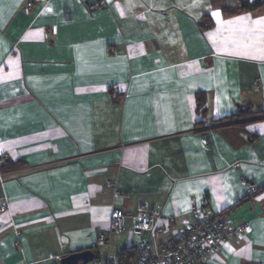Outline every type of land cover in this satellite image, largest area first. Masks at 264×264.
I'll use <instances>...</instances> for the list:
<instances>
[{"label": "crops", "instance_id": "0c3cea01", "mask_svg": "<svg viewBox=\"0 0 264 264\" xmlns=\"http://www.w3.org/2000/svg\"><path fill=\"white\" fill-rule=\"evenodd\" d=\"M3 154L0 264L92 251L139 204L117 258L231 210L211 263H264V0H0Z\"/></svg>", "mask_w": 264, "mask_h": 264}, {"label": "built area", "instance_id": "2783aa9c", "mask_svg": "<svg viewBox=\"0 0 264 264\" xmlns=\"http://www.w3.org/2000/svg\"><path fill=\"white\" fill-rule=\"evenodd\" d=\"M6 159L5 154L1 155L0 163ZM2 176L3 173L0 170V180ZM248 188L249 198L257 196L262 190L252 183L248 185ZM0 211L3 212L4 207H0ZM231 213V210H227L222 215L203 217L188 228L173 232L171 238L160 245L140 244L135 249V256L122 262L115 261L109 256V237L125 232L127 218H130L133 223L134 236H141L151 231L157 212L154 207H148L145 204H139L132 215H125L112 209L108 221V233L101 234L92 247V251L104 248L107 254L104 257L94 255V259L87 264H212L211 258L214 254L218 253L232 238L247 231L246 226L229 227L225 216ZM152 238L157 239L158 233L154 232Z\"/></svg>", "mask_w": 264, "mask_h": 264}, {"label": "water", "instance_id": "95a60500", "mask_svg": "<svg viewBox=\"0 0 264 264\" xmlns=\"http://www.w3.org/2000/svg\"><path fill=\"white\" fill-rule=\"evenodd\" d=\"M258 2L260 0H257ZM94 259V253L91 250H85L69 254L60 259L58 264H87Z\"/></svg>", "mask_w": 264, "mask_h": 264}, {"label": "trees", "instance_id": "16d2710c", "mask_svg": "<svg viewBox=\"0 0 264 264\" xmlns=\"http://www.w3.org/2000/svg\"><path fill=\"white\" fill-rule=\"evenodd\" d=\"M256 5H259L258 3H255ZM201 106V105H200ZM8 167V162L7 161H3L0 163V170L1 171H5L7 170ZM135 256V248H129V249H125L123 250L119 256H118V260L119 261H126V260H130Z\"/></svg>", "mask_w": 264, "mask_h": 264}, {"label": "rangeland", "instance_id": "374dc122", "mask_svg": "<svg viewBox=\"0 0 264 264\" xmlns=\"http://www.w3.org/2000/svg\"><path fill=\"white\" fill-rule=\"evenodd\" d=\"M111 238H112V241L111 242L114 243L115 240L120 239L121 237H117L116 235H112ZM113 243L111 244L112 247L114 246ZM109 250H110L109 251V256L112 257L115 261H117L118 260V258L116 256L117 250H113L112 248H109ZM101 252H103L105 254L106 251L105 250H102Z\"/></svg>", "mask_w": 264, "mask_h": 264}]
</instances>
